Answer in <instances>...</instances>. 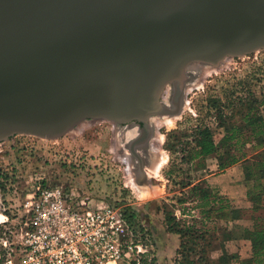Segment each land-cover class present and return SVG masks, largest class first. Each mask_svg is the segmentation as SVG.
I'll return each instance as SVG.
<instances>
[{
  "label": "water",
  "instance_id": "1",
  "mask_svg": "<svg viewBox=\"0 0 264 264\" xmlns=\"http://www.w3.org/2000/svg\"><path fill=\"white\" fill-rule=\"evenodd\" d=\"M264 49V0H0V143L179 115L188 69ZM169 104L163 102L167 87Z\"/></svg>",
  "mask_w": 264,
  "mask_h": 264
},
{
  "label": "rangeland",
  "instance_id": "2",
  "mask_svg": "<svg viewBox=\"0 0 264 264\" xmlns=\"http://www.w3.org/2000/svg\"><path fill=\"white\" fill-rule=\"evenodd\" d=\"M192 66L200 68L189 76L181 113L154 117L151 139L140 150V157L129 146L136 137L133 124L121 126L106 120L85 121L54 141L19 135L0 143L2 201L15 198L14 186L25 195L41 179L50 186L64 187L75 201H84L91 209L120 206L135 241L149 251L142 263L178 264L191 259L194 264H206L199 261L202 256L209 264H252V255L241 256L237 239L245 237L246 228H253L254 218L264 216L252 212L251 201L257 190L254 185L264 188V180H256L263 174L258 164L264 161V145L258 146L245 127L251 107H257L254 115L264 122V106L260 105L264 100V49L227 59L218 68ZM172 95L169 86L164 94L169 105ZM199 126L210 129L220 146L230 128L242 129L240 141L247 143L242 151L248 161L221 171L219 157L226 153L222 147L206 158L205 166H191L194 130ZM190 179L230 202L224 211L213 213L205 240L187 236L183 223L175 230L167 225L168 213L172 205L179 208L176 200L187 191ZM175 214L183 218L179 210Z\"/></svg>",
  "mask_w": 264,
  "mask_h": 264
},
{
  "label": "built area",
  "instance_id": "3",
  "mask_svg": "<svg viewBox=\"0 0 264 264\" xmlns=\"http://www.w3.org/2000/svg\"><path fill=\"white\" fill-rule=\"evenodd\" d=\"M14 188L0 196V264H142L149 252L117 204L91 209L41 179Z\"/></svg>",
  "mask_w": 264,
  "mask_h": 264
},
{
  "label": "trees",
  "instance_id": "4",
  "mask_svg": "<svg viewBox=\"0 0 264 264\" xmlns=\"http://www.w3.org/2000/svg\"><path fill=\"white\" fill-rule=\"evenodd\" d=\"M260 105L264 106V100ZM256 109L257 107H251L248 110V113L245 115V127L250 130L251 138L253 140H258V146H263L264 122L262 119L255 117L254 112ZM241 133L242 129H238V127L230 128L225 138V143L223 142V145L220 146V144L218 145L214 141L210 129L201 126L197 127L194 130L193 143L195 147L191 150L189 157L191 166H205L206 158L216 154L219 148L222 147L226 150V153L219 157V169L221 171L228 167L247 162V156L242 151L247 143L240 141ZM250 143L252 142L250 141ZM258 167L262 170L263 174H260V178H258V175L256 180H264V161H260ZM249 176L251 180L253 173L252 175L250 173ZM193 180L194 179H190L185 186L187 191L183 193L181 198L176 200L177 205H180L179 208L172 205L173 210L168 213L167 225H169L172 230H175L183 223L186 225L185 233L187 236L190 238L193 236L194 241L199 239L205 240V237L210 233L208 224L214 221L213 213L216 211H224L226 207L230 205V202L226 197L210 192L206 187H203L201 182L195 184ZM254 188L257 190H254L251 194V201L254 202L252 212L258 213L260 211L264 214V188L261 184H255ZM259 188L260 190H258ZM216 205H218V207L214 209ZM176 210L181 212L183 218H178L175 214ZM233 211L234 210H232V212ZM124 215L130 224L125 212ZM245 238H248L252 242V264H264V216L259 215L253 219V228L245 229ZM181 247L184 248L183 245H181ZM199 261L209 264L202 256ZM142 264H146V261L144 260ZM178 264H194V261L191 259H183V261Z\"/></svg>",
  "mask_w": 264,
  "mask_h": 264
},
{
  "label": "crops",
  "instance_id": "5",
  "mask_svg": "<svg viewBox=\"0 0 264 264\" xmlns=\"http://www.w3.org/2000/svg\"><path fill=\"white\" fill-rule=\"evenodd\" d=\"M237 243L239 246V252L241 254L242 257H250L253 253V249H252V242L251 240H249L248 238L245 237H238L237 239Z\"/></svg>",
  "mask_w": 264,
  "mask_h": 264
},
{
  "label": "flooded vegetation",
  "instance_id": "6",
  "mask_svg": "<svg viewBox=\"0 0 264 264\" xmlns=\"http://www.w3.org/2000/svg\"><path fill=\"white\" fill-rule=\"evenodd\" d=\"M133 124V127H131L132 128V130L135 132V135H136V137L135 138H133V139H131V142H130V150H131V148H132V145H133V143L135 142V141H137L140 137H141V130H142V126L141 127H138V124L137 123H132ZM130 125V124H129ZM129 125H121V126H129ZM151 139V138H150ZM134 140V141H133ZM149 142V141H148ZM147 142V143H148ZM147 143H144V142H142V143H139L138 144V146L135 148L136 149V152H135V154L134 153H132L133 155H136L137 157H140L138 154H139V152H140V150L141 149H143L144 147H146V145H147Z\"/></svg>",
  "mask_w": 264,
  "mask_h": 264
},
{
  "label": "bare ground",
  "instance_id": "7",
  "mask_svg": "<svg viewBox=\"0 0 264 264\" xmlns=\"http://www.w3.org/2000/svg\"><path fill=\"white\" fill-rule=\"evenodd\" d=\"M200 67L198 66H196V67H194V66H192L191 68H189L188 69V75L189 76H193V75H195V73L198 71V69H199ZM169 99H168V97L166 98V96L164 97L163 96V102L165 103V104H169ZM154 118H152L151 119V121L153 120ZM130 127H133V126H130Z\"/></svg>",
  "mask_w": 264,
  "mask_h": 264
}]
</instances>
